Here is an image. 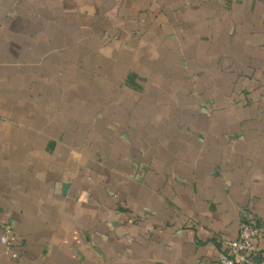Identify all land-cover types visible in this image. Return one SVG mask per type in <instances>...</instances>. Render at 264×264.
Instances as JSON below:
<instances>
[{"label":"crops","instance_id":"0c3cea01","mask_svg":"<svg viewBox=\"0 0 264 264\" xmlns=\"http://www.w3.org/2000/svg\"><path fill=\"white\" fill-rule=\"evenodd\" d=\"M245 219L264 0H0V264H212Z\"/></svg>","mask_w":264,"mask_h":264},{"label":"built area","instance_id":"2783aa9c","mask_svg":"<svg viewBox=\"0 0 264 264\" xmlns=\"http://www.w3.org/2000/svg\"><path fill=\"white\" fill-rule=\"evenodd\" d=\"M2 241L9 250L14 245V237L7 226H2ZM264 235V224L254 220H242L239 225V232L236 238L223 241L222 249L217 259L212 264H264V258L258 254L252 241ZM16 259L17 252L11 253Z\"/></svg>","mask_w":264,"mask_h":264}]
</instances>
